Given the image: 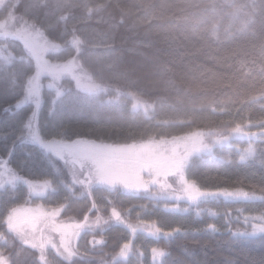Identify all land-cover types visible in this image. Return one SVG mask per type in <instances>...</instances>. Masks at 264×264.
Wrapping results in <instances>:
<instances>
[{
  "label": "trees",
  "instance_id": "1",
  "mask_svg": "<svg viewBox=\"0 0 264 264\" xmlns=\"http://www.w3.org/2000/svg\"><path fill=\"white\" fill-rule=\"evenodd\" d=\"M119 2L130 16L108 13L117 0H0V264H264V0ZM24 30L95 90L37 81ZM181 140L203 150L165 185L127 161ZM28 207L90 224L69 251L40 247L9 226Z\"/></svg>",
  "mask_w": 264,
  "mask_h": 264
},
{
  "label": "rangeland",
  "instance_id": "2",
  "mask_svg": "<svg viewBox=\"0 0 264 264\" xmlns=\"http://www.w3.org/2000/svg\"><path fill=\"white\" fill-rule=\"evenodd\" d=\"M12 33L9 30H5L4 27H0V35H6ZM20 39L26 48V50L33 56L36 61L37 66V81L42 77H48L49 80L46 84H49L51 79H57L63 75L71 77L82 90H95V86L91 83L87 72L81 68V66L76 61H70L61 67H53L46 62V53L50 50H55L54 45L49 42L46 38L41 36L36 32L30 30H24L17 32L15 35ZM191 149V150H188ZM127 151L126 155L129 163H149L151 166H157L159 171L153 172L154 177L158 179L161 177L163 181L161 185L164 184V180L167 175L170 174H180L183 172V166L188 162V156L190 153H197L203 150L200 144L196 146V140H181L175 142L170 147V153L166 154L165 157H161L159 160H145L142 152L138 150V147L130 149ZM98 152L91 153L89 151L86 153V157L89 161L97 158ZM185 156H187L185 158ZM160 164L164 167L163 170L159 168ZM8 167L4 160L0 159V174L11 176ZM166 175V176H165ZM1 176V175H0ZM88 176V175H86ZM145 177V176H143ZM154 177L148 179L152 180ZM89 178V177H88ZM89 184L90 181L84 182ZM133 188V187H132ZM57 214L52 212H45L43 209L36 207H28L15 211L10 219L9 226L12 230L23 235L27 240L36 243L38 246H42L44 243V236L49 238L59 236L58 240L60 246L65 250L69 251L73 247L74 241L77 235L82 232L87 225L90 224L89 220H85L82 223L75 221H61L59 224L56 221Z\"/></svg>",
  "mask_w": 264,
  "mask_h": 264
},
{
  "label": "clouds",
  "instance_id": "3",
  "mask_svg": "<svg viewBox=\"0 0 264 264\" xmlns=\"http://www.w3.org/2000/svg\"><path fill=\"white\" fill-rule=\"evenodd\" d=\"M107 8V6L105 5H97V9L98 10H105ZM91 11V9H90ZM108 13L111 15L113 12H118L121 14V19H123L125 16H130V10L126 5H123L119 2V0H117L116 5L113 8L107 9ZM81 44L83 46H87L89 44V40L87 36H82L81 38ZM72 255H75V253H73ZM65 259L69 260V262H71V256L65 257ZM10 264V262H9Z\"/></svg>",
  "mask_w": 264,
  "mask_h": 264
},
{
  "label": "snow or ice",
  "instance_id": "4",
  "mask_svg": "<svg viewBox=\"0 0 264 264\" xmlns=\"http://www.w3.org/2000/svg\"><path fill=\"white\" fill-rule=\"evenodd\" d=\"M13 150H14V146H13Z\"/></svg>",
  "mask_w": 264,
  "mask_h": 264
}]
</instances>
